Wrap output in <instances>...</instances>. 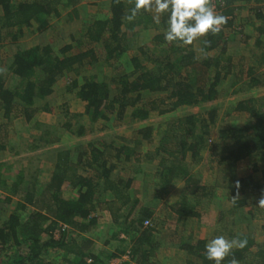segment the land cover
Listing matches in <instances>:
<instances>
[{
	"label": "trees",
	"instance_id": "1",
	"mask_svg": "<svg viewBox=\"0 0 264 264\" xmlns=\"http://www.w3.org/2000/svg\"><path fill=\"white\" fill-rule=\"evenodd\" d=\"M81 2L0 0V48L4 28L16 27L20 32L24 26H37V41L33 46L21 42L16 34L12 35L10 55L3 64L5 67L0 68V110L7 124L22 118L31 126H39L37 116L42 111H50L47 100L56 90L59 79L65 77L68 78L66 84L59 90L74 93L86 103L85 111L92 124L109 120L110 115L122 118L128 108H134L132 118L142 120L152 111L163 115L181 107L189 109L169 122L173 134L167 137L173 139V148L165 151L172 158L160 157L158 166L161 168L157 182L160 189H166L177 179L183 182L182 194L169 205L171 218L182 223L190 218L199 219L201 213L190 198L212 197L220 188L226 190V198L231 201V214L239 211L242 217L246 208H249L248 215L253 214L252 206L257 208L264 195V159L261 158L264 155V95L260 103L253 97L241 98L225 112L231 120L244 113L247 116L242 125L217 129V137L231 143L219 145L222 149L215 153L219 155L217 169L221 171L222 182L204 184L187 165L188 156L194 161L200 159L211 128L223 116L221 105L216 101L226 89L225 81L232 76L227 92L231 90L233 95L250 94L264 86V0H212L215 11L227 17V22L219 34L200 39L199 52L196 41L189 46L165 43L166 17L156 25L153 13L141 10L129 22L126 16L133 0H99L107 17L95 19L81 28L79 38L75 32H58V42H52L48 36L54 28L49 22L50 16H59L61 8H69L78 15ZM245 8L252 12L248 19L260 21V26L245 37V41L254 37L255 48L248 57L253 62L241 67L245 64L239 61L236 53L228 51L226 32L244 30L246 25L241 21ZM150 31L157 33L147 44L138 45L139 37ZM205 39L209 41L206 47ZM78 43L80 48L76 50ZM131 50L136 53L131 56L126 72L121 57ZM1 61L0 54V66ZM155 92L166 95H145ZM63 125L69 129L73 127L69 121ZM83 127L77 131L80 137L86 134ZM152 130L151 126L142 127L138 134L152 141ZM44 141V145H50L49 140ZM7 146L0 141V264H54L50 252L55 251L63 257L61 264H109L112 257L126 253L125 249L106 251V259H103L102 251L91 250L93 239L81 234L97 224L98 212L110 216L117 228L114 238L121 232L130 238L132 261L160 264L161 242L174 241L170 238L174 233L162 236L159 241L155 210L141 204L136 192L130 191L135 178L126 177L124 167L117 171L122 167L119 162L139 160L134 148L93 140L75 145V148H51L56 161L48 176L41 180L38 172L30 175L24 169L14 174L6 172L3 153L13 150L10 146L6 151ZM243 167L248 173L239 175L238 170ZM258 173L259 179L255 177ZM66 187L74 192L73 198L63 197ZM155 197H159L158 193ZM14 198L22 200L17 210L11 211ZM227 219L226 211L221 208L213 234L227 239L246 238L247 245L243 249H233L223 264L233 260L236 264H264V244L259 245L249 224L237 233L231 230L235 221L227 224ZM224 227L230 228L226 229L227 236L219 232ZM56 231L58 236H55ZM74 231L78 234L71 237ZM208 240L195 241L190 236L179 242L178 250L185 254V264H212L205 259L204 246Z\"/></svg>",
	"mask_w": 264,
	"mask_h": 264
},
{
	"label": "rangeland",
	"instance_id": "2",
	"mask_svg": "<svg viewBox=\"0 0 264 264\" xmlns=\"http://www.w3.org/2000/svg\"><path fill=\"white\" fill-rule=\"evenodd\" d=\"M79 7L80 10L78 11V15L73 14L69 8H61L59 16L58 14L50 16L49 22L54 25V28L49 31L48 36L52 42H58V32L61 34L75 32L77 38H79L81 28L95 19L107 17V13L104 11L103 5H100L99 0H82ZM248 8H245L242 12L244 19L241 23L246 25L244 30L242 32L227 30L226 32V42L229 46L228 51L230 53L233 52V54L236 53L240 58L239 61L245 64L241 65V67H246L253 62L252 60H249L248 57L251 55V50L255 48L253 44L254 37L246 41L245 37L248 32H252L257 26H260V21H257L256 19H248L252 14L251 11H248ZM16 30L17 28L14 27L4 28L2 31L3 41L1 42L0 54L3 61H1L2 66H0V68L5 67L3 64L7 62V58L10 55L11 42L13 41L11 39L12 35L16 34L19 40L26 43L28 46L35 45L37 41L36 24H34V26H24L20 32H17ZM156 33L157 31L144 33L139 37L138 45L147 44L151 40L152 35ZM79 48L80 44L78 43L76 50H79ZM196 48L198 52L202 48L200 40L196 41ZM135 53L136 50H131L121 57L126 72L129 71L128 62L131 56ZM109 69L110 68H107L108 71ZM108 75L111 76V73L108 72ZM229 78L232 80V76ZM67 79L68 78L66 77L60 78L57 82L56 90L47 100L50 111H42L37 116V121L40 122L39 126H31V124L29 125L25 123L22 118H15L11 123L7 124L8 120L4 118L3 113L0 110V141L8 145L6 151L9 150L10 146L13 148L11 153H3L4 169L6 172L14 174L18 169H24L25 173H28L29 175L38 172L39 175H42L41 180H43L48 176L49 171L53 168L56 161V156H54L55 154L53 155L52 152L54 151L51 148L63 147V149H68L75 145L87 144V142L91 140L107 144L113 143L116 147L129 146L137 151L139 154V160L119 162L122 167L119 166L120 168H118L117 171H120V169H123L124 167L125 176L128 178H135L130 191L132 193L136 192L135 196L141 200V204L147 205L155 210V216L158 218L157 225L159 241H161L166 234L174 233L170 236L174 241L171 243L161 242V247L158 250L160 264H185V254L181 250H178L179 242L182 239L188 240L189 237L192 236L196 241L200 238L211 239L212 237L217 236L213 234V230L217 221V214L221 208L226 211V216L228 215L227 224L230 221H235L231 230L241 233L244 225L247 223L249 224L250 230L254 232L257 242L260 243L259 245L264 244V208L259 206L257 208L254 206L253 208L252 206L254 212L249 215V208H246L242 217L239 211L231 214L232 204L231 201H228L226 198L228 194L223 188L218 189V192H215L216 194L214 196L212 195V197L190 198L191 203L195 202L197 209L201 213L199 219L190 218L182 223L175 218H171L172 216H170L169 213V205H171L174 200H177L182 194V191L184 190L183 182L177 179L166 189L163 187L160 189L157 182H159L158 171H160L161 168L158 166L161 160L160 157L172 158L171 156H168V152L165 151L173 148V139L167 137L168 134L172 133L171 126H168L169 122L182 116V114H186L185 112H188L189 109L187 110L181 107L177 111L163 115L159 114L157 111H152L146 120H142L132 118L131 115L134 108H128L122 118H118L116 115H110L109 120H99L92 124L85 111L86 103L76 98L74 93L59 90L66 84ZM230 79L229 81H225L224 86L226 85V89L222 90V96L216 101L219 106L221 105L223 116H221L217 124L211 128V136H208L209 138L207 139L206 146L201 151L200 159L194 161L188 156L187 166L190 167L191 173L194 174L195 177L197 176L203 180L202 182H204V184L208 185L216 180L222 182L221 171L217 169L220 166L217 162L219 155H216L215 153L222 149L221 147H218L219 145L229 146L231 144L230 141L220 140L217 137V129L228 127L233 124L242 125L247 116V114L244 113L241 114L242 116H238L236 120H231L229 119L230 117L225 116L226 110L241 98L253 97L255 100H258V103H260L264 95L263 85H261L259 90L250 94L239 93L238 95H233L231 90H229L228 93L227 89H229ZM145 95L147 97H158L166 95V93L155 92ZM68 121L73 124L71 129L63 125V123ZM81 126H84L82 130H85L86 134L80 137L77 135V131L81 129ZM146 126H151L153 129L151 136V138H153L152 141H149L138 134V130ZM44 131H47V134L44 135ZM44 140H49L50 145H44ZM154 155L157 157L150 159V157ZM262 156L263 157L261 158L264 159V155ZM90 173L91 175L94 174L93 171ZM114 173H116V171H114ZM247 173L248 172L244 167L238 170L239 175H246ZM255 177L259 179L260 173L256 174ZM157 190L158 198L155 197V194H157L155 191ZM63 197L73 198L74 192L66 187L63 190ZM19 200L22 199L14 198L10 208L11 211L17 210V205L20 203ZM98 215L99 218L97 224L92 229L90 228L89 231L81 233L93 239L94 242L91 246V250L94 252L102 251L101 255H103V259H106V251L117 252L125 249L126 253L124 252L121 255L112 257L109 263L122 261L123 264H137L130 259V238L123 232H121L117 238H114L113 234L117 228L113 225L110 216L106 212H98ZM250 216L252 218L249 221ZM228 228L229 227L226 229ZM226 229L225 227L219 229V232H223V234L227 236ZM77 234L78 232L74 231L71 237L77 236ZM58 235L59 233L56 231L55 236ZM78 238L81 240L80 237ZM253 250H256V248H253ZM50 259L53 260L54 264L63 263V257L58 256L57 251L54 253L50 252ZM152 260L153 258L151 261ZM138 264L143 263L138 262Z\"/></svg>",
	"mask_w": 264,
	"mask_h": 264
},
{
	"label": "clouds",
	"instance_id": "3",
	"mask_svg": "<svg viewBox=\"0 0 264 264\" xmlns=\"http://www.w3.org/2000/svg\"><path fill=\"white\" fill-rule=\"evenodd\" d=\"M141 10L153 13L152 20L156 25H160L161 18L166 17L164 41L180 46L193 45L209 34H219L227 22V17L215 11L212 0H133L126 19L131 22ZM203 43L206 47L209 41L205 39ZM236 187L239 188L238 181ZM258 206L264 208V195L259 199ZM246 245V238L214 236L204 246L205 259L212 264H223L233 249H243ZM230 264L236 262L233 260Z\"/></svg>",
	"mask_w": 264,
	"mask_h": 264
},
{
	"label": "built area",
	"instance_id": "4",
	"mask_svg": "<svg viewBox=\"0 0 264 264\" xmlns=\"http://www.w3.org/2000/svg\"><path fill=\"white\" fill-rule=\"evenodd\" d=\"M109 264H123L122 261H117L116 263H109Z\"/></svg>",
	"mask_w": 264,
	"mask_h": 264
},
{
	"label": "crops",
	"instance_id": "5",
	"mask_svg": "<svg viewBox=\"0 0 264 264\" xmlns=\"http://www.w3.org/2000/svg\"><path fill=\"white\" fill-rule=\"evenodd\" d=\"M229 47V46H228Z\"/></svg>",
	"mask_w": 264,
	"mask_h": 264
}]
</instances>
